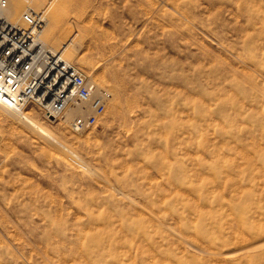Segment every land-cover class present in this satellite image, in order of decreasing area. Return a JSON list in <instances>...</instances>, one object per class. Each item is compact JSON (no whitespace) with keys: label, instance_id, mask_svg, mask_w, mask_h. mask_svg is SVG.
Segmentation results:
<instances>
[{"label":"rangeland","instance_id":"374dc122","mask_svg":"<svg viewBox=\"0 0 264 264\" xmlns=\"http://www.w3.org/2000/svg\"><path fill=\"white\" fill-rule=\"evenodd\" d=\"M35 1L112 98L0 108V264H264V0Z\"/></svg>","mask_w":264,"mask_h":264},{"label":"built area","instance_id":"2783aa9c","mask_svg":"<svg viewBox=\"0 0 264 264\" xmlns=\"http://www.w3.org/2000/svg\"><path fill=\"white\" fill-rule=\"evenodd\" d=\"M22 1L26 8L18 21H12L7 16L9 0H0V106L20 110L32 104L54 121L64 118L71 107L81 108L84 114L69 124L74 132H83L98 122L112 93L61 51L49 49L41 41L49 10L35 9L32 0Z\"/></svg>","mask_w":264,"mask_h":264},{"label":"bare ground","instance_id":"6f19581e","mask_svg":"<svg viewBox=\"0 0 264 264\" xmlns=\"http://www.w3.org/2000/svg\"><path fill=\"white\" fill-rule=\"evenodd\" d=\"M38 3L35 1V0H32V3L31 5L35 8V6L37 5ZM26 3L23 2L22 0H9V9L7 10V16L12 20V21H18L22 15V12L25 10L26 8ZM54 5V4H53ZM53 5L51 4L49 7H48V10L49 12L51 11V9L53 8ZM66 7L65 6H62V5H57L55 7V9H53V13H52V17L54 20H58L59 17L62 15L63 13V10L65 9ZM37 9V8H35ZM38 10V9H37ZM51 17V19H52ZM60 21V20H59ZM48 26H49V23H48V16H47V19H46V22L44 24V27L43 29L41 30V33H40V39L41 41L49 48V49H52V50H56V51H61L64 56L66 55V52L68 50H72L75 46L73 45V42L78 40L80 35H78L79 37L74 40L73 42H67V43H64L62 44L61 48L60 49H57L51 45H49V43H47L43 37L47 34L48 38H55V37H64L66 36V32L65 30L62 31V32H58L59 28H57L55 31L54 29H48ZM57 26H59L57 24ZM63 26V25H62ZM60 33V35H58ZM74 51V50H73ZM75 53V51H74ZM76 54V53H75ZM70 59V58H69ZM68 60V59H67ZM71 62V61H70ZM77 66V65H76ZM78 67V66H77ZM79 68V67H78ZM80 69V68H79ZM81 71H83L82 69H80ZM84 72V71H83ZM85 73V72H84ZM86 74V73H85ZM87 75V74H86ZM88 76V75H87ZM90 77V76H89ZM91 78V77H90ZM92 79V78H91ZM93 80V79H92ZM95 83H97L95 80H93ZM99 85V83H97ZM0 108H2L5 112L15 116V117H18L20 118L21 120L23 119V115L27 114V107L23 108V109H20V110H14L12 108H8V107H4V106H0ZM67 114L65 115V121L67 122H71V120L77 116V115H82L84 114V111L81 109V108H74V107H71L69 109H67ZM30 117H32L31 115H29ZM26 116V118H28L30 121L31 118ZM33 118V117H32ZM35 119V118H34ZM100 120V119H99ZM39 122V121H38ZM84 132V131H83ZM82 133V132H79V134Z\"/></svg>","mask_w":264,"mask_h":264}]
</instances>
